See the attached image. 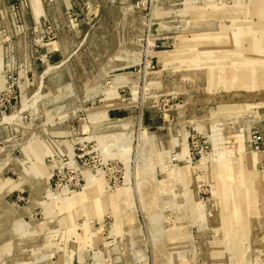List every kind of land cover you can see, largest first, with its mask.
<instances>
[{
	"label": "rangeland",
	"instance_id": "374dc122",
	"mask_svg": "<svg viewBox=\"0 0 264 264\" xmlns=\"http://www.w3.org/2000/svg\"><path fill=\"white\" fill-rule=\"evenodd\" d=\"M0 264H264V0H0Z\"/></svg>",
	"mask_w": 264,
	"mask_h": 264
}]
</instances>
